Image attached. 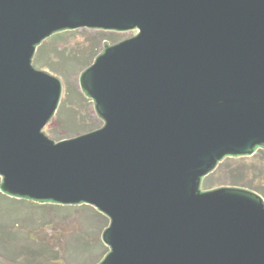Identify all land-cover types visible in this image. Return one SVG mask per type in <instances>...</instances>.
<instances>
[{
  "label": "water",
  "instance_id": "obj_1",
  "mask_svg": "<svg viewBox=\"0 0 264 264\" xmlns=\"http://www.w3.org/2000/svg\"><path fill=\"white\" fill-rule=\"evenodd\" d=\"M136 32L79 77L103 126L44 131L62 80L37 69L55 34ZM264 150V0H0V192L109 219L97 264H264V196L203 190Z\"/></svg>",
  "mask_w": 264,
  "mask_h": 264
},
{
  "label": "rangeland",
  "instance_id": "obj_2",
  "mask_svg": "<svg viewBox=\"0 0 264 264\" xmlns=\"http://www.w3.org/2000/svg\"><path fill=\"white\" fill-rule=\"evenodd\" d=\"M76 32L70 39L50 43L49 38L42 45L48 42L47 52L54 45L70 56L91 57L95 51H103L104 42L113 44L102 41L100 33L118 34L113 38L120 41L136 34L87 28ZM62 82L64 90L58 112L67 102L61 116L57 112L46 126L45 133L61 141L78 136L68 135L71 125L102 127L104 123L97 116L94 103L81 91L79 76L70 78L69 85ZM234 181L242 184H232ZM221 187L248 189L264 196V150L251 157L223 160L217 171L206 177L203 190ZM108 225L109 219L89 205L40 204L10 198L0 192V264H97L108 249L102 241Z\"/></svg>",
  "mask_w": 264,
  "mask_h": 264
},
{
  "label": "trees",
  "instance_id": "obj_3",
  "mask_svg": "<svg viewBox=\"0 0 264 264\" xmlns=\"http://www.w3.org/2000/svg\"><path fill=\"white\" fill-rule=\"evenodd\" d=\"M77 32L76 31H67L55 34L52 38L48 40L50 43H58L62 42L64 40L70 39L71 36H74ZM102 36H101V35ZM98 34L99 37H103L102 41L109 40L110 42L117 43L121 39L113 38V36H118V34L115 33H100ZM47 42V43H48ZM46 44L41 45L39 47L36 56L33 60V64L37 69L47 71L57 77H59L61 80L66 82L67 85H69L70 78L73 76L80 77L81 73L87 69L96 59V57L101 53L95 51L91 57L84 56V57H77V56H70L69 53H66V51L63 49H59L58 47L52 48L51 52L46 51ZM105 45V44H104ZM67 102V100H65ZM65 102L62 104V107L59 110V117L62 114L63 108L65 107ZM64 125V124H62ZM69 125V124H68ZM72 130H67L68 135L74 136V135H81L87 132H91L93 130H96L101 127V125L92 124H82V125H71ZM232 184H242L239 182H232ZM109 249H107L105 255L108 253ZM104 255V257H105ZM103 257V258H104ZM102 258V259H103ZM101 259V260H102ZM100 262V261H99ZM98 262V263H99Z\"/></svg>",
  "mask_w": 264,
  "mask_h": 264
}]
</instances>
